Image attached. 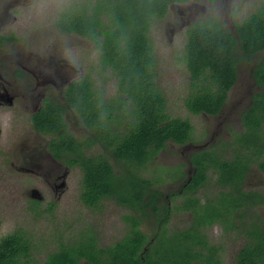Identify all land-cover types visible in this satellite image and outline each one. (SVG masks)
Segmentation results:
<instances>
[{
    "label": "trees",
    "instance_id": "1",
    "mask_svg": "<svg viewBox=\"0 0 264 264\" xmlns=\"http://www.w3.org/2000/svg\"><path fill=\"white\" fill-rule=\"evenodd\" d=\"M84 1L66 6L58 15L56 27L63 33H75L95 43L101 51L102 65L109 67L116 77L120 95L109 103L91 101L90 87L81 81L68 88L67 102L87 120V115L97 117L100 113L112 117L113 113L108 109L110 104L119 107L117 114L125 105L127 131L122 138L116 132L113 135L112 131L100 136L110 154L93 158L83 151V141L62 133L61 118L53 121L55 116H60L59 107L55 106V110L47 107L34 114V126L48 135L56 133L55 137L51 136V153L57 158L64 153L61 158L68 165L81 169L80 200L84 206L97 209L102 200L110 199L118 206L141 211L145 218L149 216L145 212L147 209L157 213V185L163 183L162 177L145 175V167L168 142L182 145L191 141L192 136V126L187 120L170 118L166 112V99L154 80L150 26L154 20L166 15L169 5L198 0H89L87 5ZM234 31L226 29L214 16L194 23L186 31L184 63L190 77V89L184 105L191 114H219L237 82L242 64H248L250 68L254 65L252 77L263 89L253 96V104L240 115L245 131L233 134L237 138V147L230 157L224 155V149L234 146L233 141L199 150L189 159L196 168L187 184L189 192L197 191L207 183L210 169L217 173L218 185L230 188L204 205L198 200L192 201L198 207L192 210L198 223L210 224L221 210L245 209L253 203L240 186L250 160L248 151L255 149L258 155L264 154L261 129L264 123V57H258L264 52V6L235 24ZM68 154L74 156L70 158ZM258 166L264 173V159ZM161 169L160 175L169 177V168ZM162 208L165 216L161 220L162 231L154 239H157V244L152 246L154 254L144 251L147 237L139 229L140 221L129 215L125 217L130 224L129 230L111 246H99L95 234L89 231L77 242L62 245L58 251L47 255L42 264H82L81 261L85 264H204L203 255L196 249L201 246L199 236L195 235L193 241H189L186 232L166 236L163 227L169 213L165 205ZM231 226L235 228L234 222ZM248 226L237 227L245 241L232 264H264V231L257 224ZM21 234L14 232L0 240V264H20L21 258H29L31 243ZM206 264H213L211 258Z\"/></svg>",
    "mask_w": 264,
    "mask_h": 264
},
{
    "label": "rangeland",
    "instance_id": "2",
    "mask_svg": "<svg viewBox=\"0 0 264 264\" xmlns=\"http://www.w3.org/2000/svg\"><path fill=\"white\" fill-rule=\"evenodd\" d=\"M70 1L82 0H0V15L4 7H8L5 32L13 38L2 49L26 50L34 54L56 55L66 59L82 68L85 76L93 81L95 91H102L106 99H114L117 96L114 79L109 70L101 66L95 46L75 35L63 34L56 27L59 13ZM197 4L194 9L199 13V19L214 16L232 32L235 24L246 20L263 7L264 0H200ZM175 21L176 19L169 15L165 20H155L151 24L150 37L156 57L155 83L166 99L168 116L187 120L191 124L193 146L213 142L219 146V143L227 141L241 129L238 114L246 106L253 89L250 67L248 64L240 65L237 82L228 93L226 105L220 114L214 117L191 114L184 105V98L190 89V77L184 63L186 32L170 25ZM258 57H264V53ZM5 112L0 121V240L15 231L21 232L32 246L30 256L25 261L27 264H41L49 253L55 252L62 245L68 246L77 242L89 231L98 237L102 247L121 239L127 230L125 217L131 215V212L110 199L103 201L97 209L84 206L80 200L82 177L78 169L72 170L67 180L68 190L57 200L54 196L48 197L46 190L40 188L44 187V183L9 166L8 160L11 156L21 153L20 144L25 139L31 143L35 137L28 126L26 112L17 108ZM9 148L12 149L9 151L10 156L6 152ZM180 150L168 144L145 167V175L163 178V183L160 184L163 199L167 192L176 190V187L170 188L169 177L166 174L160 175L159 170L184 161ZM187 151H183L185 156ZM232 151V146L226 148L224 155L230 157ZM214 180V175L210 176L207 185L199 191L198 198L201 202L206 198H216L220 192ZM32 188L39 189L46 197L40 207L29 201L28 192ZM245 188L264 189V180L255 163L249 167ZM182 201L183 197L178 196L172 203L178 205ZM50 203L55 206L53 211L49 212L46 210L50 209ZM256 214L264 215V207H259ZM187 217L175 211L166 229L183 228ZM147 220L144 219L142 230L147 235H152L154 225L152 220ZM216 230L213 228L208 231L212 234L210 243L212 246L221 247L219 255L222 264H230V258L235 254L233 249L236 251L239 248L241 240L239 237L231 239L232 237L226 238L223 235L214 237Z\"/></svg>",
    "mask_w": 264,
    "mask_h": 264
},
{
    "label": "flooded vegetation",
    "instance_id": "3",
    "mask_svg": "<svg viewBox=\"0 0 264 264\" xmlns=\"http://www.w3.org/2000/svg\"><path fill=\"white\" fill-rule=\"evenodd\" d=\"M85 1H86L85 4L87 5L89 0H85ZM198 1H188L186 3L171 4L168 6L166 15L162 19H158V20H165L167 16L171 15V18H175L176 21L174 23H171L170 25L173 28L179 31H183L185 33L191 25L202 20V18L199 19V13L194 9V7H197ZM73 2L75 1H70L68 5H70ZM0 8L2 7L0 6ZM7 10L8 7H4V11L0 15V121L3 118L2 116H4L6 113L5 110L12 111L15 108L21 109L23 112H26L25 117L28 122V126L30 127L32 136L35 137V140L31 141V143L30 141L28 142V140L25 139L20 144L19 147L21 153L14 157L12 155L11 156L12 159L10 158V160H8V164L11 168H15L18 172L33 176L38 182L44 183L43 184L44 187H40V188L46 190L45 194L48 197L54 196L57 200H60L63 194L68 190L67 180L72 170L78 169L81 172V169L79 168V166L76 165L74 166L68 165L66 160H63L61 158L62 156H64V153L60 155V158L55 157L53 153H51L49 149L51 136L55 137L56 133H54V135H48V133L37 130L34 126L33 115L39 113L42 109L47 110V107H50L51 109L54 110H55V106L59 107L61 109L60 116H55L53 118V121L56 122L61 118L63 124L62 133L68 134L76 141L77 140L83 141L82 149L87 156H91L93 158L98 156L106 157L107 155L110 154V150L105 148L104 145H102L100 136L102 137L103 134H109V132L111 131L112 133L116 132L117 135L121 138L122 136L125 135L127 131L126 119L124 118V116H127L125 114V105H122L123 107L121 106L123 110L117 114L116 111L120 110L119 107L114 103L110 104L109 107L111 108L108 107V109L113 113L112 117H110L108 114L104 115L100 113L101 114L100 116L94 117L87 115L88 120L83 119V117H81L78 114V112H76V110L72 108L67 102V96H66L67 90L71 86V84L81 81L86 82L90 87L91 101L100 100L109 103L110 101L116 100L120 95L117 89V80L114 73L109 67L107 66L104 67L101 63L100 49L97 48L95 43L88 38L81 37L75 33H63L60 31L63 34L75 35L83 40L91 42L93 46H95V48L98 50L99 53V60L101 66L109 70L111 77L114 79L116 91H117L116 93L117 96L114 99L112 98L106 99L102 91H95L93 81L88 76H85V73L83 72L82 68L80 66H75L69 63V61L66 59L58 58L56 55L34 54V52L31 53L26 50H14V51L3 50L2 49L3 46L13 39L11 34L6 33L4 29L5 28L4 25L8 20ZM232 29H233L232 32L235 33L234 26L232 27ZM149 38H150L151 51L155 59V67H156L155 51H154L152 39L150 37V32H149ZM262 53L264 52H261L260 54ZM253 67L254 65L250 68V77H251L253 89L252 92L249 94V98L246 106L238 114L239 117L242 111L246 110L253 104L252 103L253 96L258 92L263 91V89L255 83L252 77ZM154 73H155V68H154ZM123 98H125V96H123ZM217 115H213L210 117H214ZM118 116H121V118H118ZM117 118L118 120H116ZM239 122L241 124V129L237 131L238 133H235L236 135L242 134L245 131L240 119ZM263 126L264 123L261 125L262 132L264 133ZM1 132L2 129L0 127V139L2 135ZM113 135H115V133H113ZM236 135L235 136L232 135L231 138H229L227 141H224L222 144L226 145L233 141L234 146H232V149L236 148L237 147ZM36 138H39L40 140L37 141ZM213 143L210 144L206 143L203 146H193L191 144V141L182 145L173 143L172 141L167 143V145L169 144L170 146H172L177 150L182 149L180 150V154H181L180 156L184 161L180 162L177 165L169 166V186L170 188L175 186L176 190H170L169 192H167L164 195V199H163L162 196L163 192H161L160 189L161 186L160 184H158L157 188L159 190V195L156 198V205L158 207L157 213L147 209L145 212L148 213L149 216L145 218L141 216V211L134 209L130 210L126 208L129 212H131V215H134L140 221L139 229L142 231V233H144L142 230L143 222H145L144 219L146 220L150 219L149 221L147 220V222H150L152 220L151 222L154 225L152 235H147L146 233H144L147 237V243L144 247V251L152 252V254L155 253V250L154 248H152V246L157 244L156 242L157 239L156 240L154 239L157 237V234L159 232L161 233L162 231L161 220H163L165 216V209L162 208L163 205L167 207L169 213V218L165 226L163 227L166 231V236L169 237L172 236L174 233L186 232L187 235L190 236L189 241H193L195 235L199 236V241L201 242V246L199 247L196 246V249L203 255L202 261L204 264H206V262L210 258L213 264H222V259L220 258L219 255V250H221V247L218 245L212 246V244L210 243L211 241L210 238H212L211 237L212 234L208 231H212L213 228L217 229L215 231L216 236L214 237L223 235L225 237L230 236V238L232 237L231 239L239 237L241 240V244L239 248L236 251H234L233 249V252L235 254L234 256L232 255V257L230 258L229 261L230 264L234 262L235 256L237 255L240 247L243 245L245 241V237L243 233L239 232V230L237 229L239 225H242L241 228H247L250 227L248 225L257 224L258 227L262 231H264V215L256 214V210L259 207H264V189L259 190V189L245 188V181L251 164L255 163L257 165V169L264 180V173L258 166L259 161L264 159V154L261 153L260 155H258V152L255 149H251L248 151L250 160L245 172L243 184L240 186L242 192H245L248 195H250V199L253 203H250L247 208L245 207V209H235V210H230L229 212L221 210L220 214L217 213V217L210 224H205V222L198 223L197 220H195L192 210H197L198 207L196 203L193 204L192 201L198 200L200 205H204L208 200L212 201L213 199H218L221 195V192H228L230 190V188L225 186H220L216 183L217 173L213 172L211 169L208 170L207 173L208 180L210 176L214 175L215 184L217 185V187H219L220 190V192L217 193L216 198L213 199L206 198L203 202H201L200 199L198 198L199 191L207 185L208 180L207 183H205L204 186L200 187L197 191L189 192L187 189V184L191 179L190 175L191 173H195L196 171V168L189 161L191 155L199 150H203L205 148L211 147L212 145H214ZM184 149L188 150L186 156H185V152H183ZM10 150L12 149L9 148L6 150L8 156L11 155V152H9ZM163 150L164 149L160 150V152ZM157 155L153 156L152 159H155ZM72 156L71 155L69 156L68 154L67 157L72 158ZM109 157H111V155ZM181 174H183V177ZM33 190L38 191V194L36 196H38L39 199L32 198ZM28 196L30 199L29 201L32 204H35L37 207H40V205L45 201L46 198L37 188H32L31 190H29ZM178 196L183 197V201L178 205H173L172 203L173 200ZM105 200H109V199H104L102 200V202ZM163 200H165L166 202ZM48 206L50 209L46 211L50 212L53 211L55 204L50 203ZM175 211L187 215L188 216L187 220L183 228L181 229L172 228L168 230L166 229V226L168 223H170L173 213ZM158 221H160V223H158ZM125 222L127 224V230H126L127 232L130 228V224L126 220ZM231 222H234L235 228L231 226ZM96 238L98 240L97 236ZM98 244H99V240H98ZM25 260L26 259L21 258L19 263L27 264L28 262ZM45 260L42 263H44ZM154 260L152 261L155 262ZM81 263L85 264L83 261H81ZM194 263L195 262H192V264Z\"/></svg>",
    "mask_w": 264,
    "mask_h": 264
},
{
    "label": "water",
    "instance_id": "4",
    "mask_svg": "<svg viewBox=\"0 0 264 264\" xmlns=\"http://www.w3.org/2000/svg\"><path fill=\"white\" fill-rule=\"evenodd\" d=\"M32 193H33V195H32V198H33V199H39V197L36 196V195L38 194V191L33 190Z\"/></svg>",
    "mask_w": 264,
    "mask_h": 264
}]
</instances>
